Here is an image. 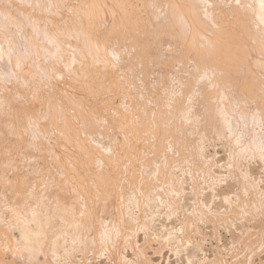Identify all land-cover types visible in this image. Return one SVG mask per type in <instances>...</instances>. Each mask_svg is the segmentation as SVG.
<instances>
[{"label": "rangeland", "instance_id": "374dc122", "mask_svg": "<svg viewBox=\"0 0 264 264\" xmlns=\"http://www.w3.org/2000/svg\"><path fill=\"white\" fill-rule=\"evenodd\" d=\"M69 1L70 2L67 3L66 0H63V1L62 0H0V59L2 60L5 58L6 64L8 65L7 66V72L11 71L12 69H17V78L19 80H21L20 82L22 83V85H21L22 87L20 85H16V84H15V86L11 87V85L7 81H4V80L2 81V79H0V92H1L0 96H2L1 95L2 92L4 90H6L7 91L6 98L10 99L9 95L11 97V100L7 101V105L6 104L0 105V245H1V247H0V253H1L0 254V264H14L13 258L12 259L10 258L11 254H9L10 253L9 252L10 247L9 246L7 247V245H8V241H7L8 239L7 238H9L8 235L11 234L12 236L10 235V237H12V239H14V237H15V239H14L15 241H17L18 239L20 241L21 235L19 233L20 231H18V230H20L19 226L21 225V223H19V222H21V221H19L18 219L22 220V217L23 218H26V217L29 218L28 215L30 214V212L34 213L35 215L37 214L36 216L41 218L43 221L47 219L46 224H47V221L50 222V223H48L49 227L46 226V229H45V231L47 233L44 232L45 234H43V235H45V237L47 235H49V233H50V235L53 234L52 237L57 239V240L60 239L61 241H63L64 238L66 239L64 242L66 243V248L67 249L69 248L71 250V251H69V252H71V257L73 255H75L74 256L75 259L71 258V260L73 259V261H74V260H76V258L79 257L75 262H84V264H92V263H94V264H105L106 259L102 258L105 256L100 257L101 255H99L98 253L89 252L88 251L89 248L86 250L88 252H86V253L83 252V254H84L83 258L81 256L82 250H80L81 249L80 247H78V249H77L78 252L76 250L72 249V246H73L72 240L73 239L71 238V236H74L75 240L77 239V235H75V234H77L76 233L77 229L74 228L73 218L74 217L79 218L81 215H83L82 213H84V209L87 210L88 208H90L91 210L88 209L91 212V213H89V215L91 214L90 217H95L94 219H97L100 217V219H101V218H103L101 216L104 214H107V212H108L107 215H104V220H105V222H108L110 219L112 220V218L114 216V214H113L114 211L112 213L113 209H112V206H110V205H112L113 203L114 204L116 203L115 200L111 199L112 198L111 196L113 195V193L111 191H113V192L115 191V189H114L115 185L114 184H116L118 182L119 184H117V185H121V188H123V189L124 188L126 189L127 184H128V187L129 186L132 187L133 191H134V187H136L135 185H137L136 182H135V184H134V182H132L134 177L132 178L133 173H130V172L137 169L136 164L138 163L137 162L138 159L136 160V157H137V152H139L137 150L139 149L140 145H141L140 149L143 152H145V154H146V152H147V154L149 153L148 158L149 159L151 158V163H155V161H157L158 163H160L159 166L162 164V160L160 157L162 155L161 153L162 152L166 153L168 150H165L163 147L161 149V147L157 146L158 150L156 151V149L152 146L153 149L155 150L154 151L152 149V147H148L151 143V139L155 140V136L153 135V131H152L153 127L149 124V121H148L150 119V117H149L150 111L153 112L154 111L153 109L156 108L155 107V103H156L155 101H157L160 105L158 107L160 110L155 109V111L158 112V116H160L161 119H164L163 115L165 113H164L163 109H165L166 112H168V111L172 112L177 107L179 108V114H180V118H181L180 122H182L183 124H185L184 123L185 122V119H184L185 116L183 115V113L184 114L186 113L185 115H188L189 114L188 112H190V115L194 116V118L196 116H199L202 112H203L202 114L204 115V117L206 115L205 104H203L204 106L202 105V102L204 100V99H202L203 97L202 96L200 97L197 94H196L197 95L196 96L195 95L196 92L193 93L185 87V86H187V84H189V82L192 83L190 80H188V78L191 79L190 76H188L187 73H185V74L183 73V71H185V69H184L185 67H186V70L188 72L191 73V71H192V68H193L192 65L193 64L191 63V61H192L191 59H193V58L191 56L192 55L191 52L189 54L186 52L187 57H185L186 54H184V52L182 51L183 50L182 46L178 45V44L174 45L173 43H171L172 38L166 37L165 36L166 32L163 31L165 28L168 27V26H166L167 25L166 21L163 19L164 18L163 13L165 11L168 12L172 7L175 9V11H173L171 9L172 13L173 12H175V13L179 12L180 13V11H178L179 9L176 10L177 6L174 4V3L177 4L179 0H173V3L171 2L172 0H168V1L167 0H164V1L163 0H157V1L156 0H133L134 6L136 4V8L132 7L131 11L132 10H134V11H132L131 14H129L128 11L125 12V14L126 13L128 14V15L126 14L127 16H125V20H128V19H126V17L129 18V20H128L129 26H127V28H126V25H125L124 26L125 29H121V30L119 28V23L121 21L118 20V17L116 18V14L115 13L113 14L111 11H110L111 13L106 11L109 13V15L106 12L105 13L103 12L102 8H103L104 4H102V0H69ZM117 1L118 2H116V3H118V4L120 3V4L119 5L117 4L116 6L120 8L121 2H120V0H117ZM183 1H184V5L187 3L188 8H190L189 4L193 3V2L188 3V0H183ZM242 1L243 2L241 3V0H239V1L238 0H223V1L222 0H216V1L215 0H212V1L211 0H204V1L203 0H200V1L197 0V2L195 1L196 2L195 4L197 7L199 6V4L201 5L200 7H198V9L202 8L199 10L200 14L203 13V12H201V10L204 11L205 9H207V10L209 9L208 10L209 14H212V15L206 16L207 20L210 19L209 22H216L215 24H219V25L223 24V26H224L223 29H225V32L232 34V36L230 37L232 39H226L227 43L229 42V44L233 45V46H230L229 44H227V45L225 44V46H226V53L225 54H227V57L231 58V57L236 56L237 57L236 59L239 61L243 59L242 57H246L244 59H245V62L247 63L248 61L254 62V61H258V59H264V51H261V48L264 45L261 47L262 44L259 43L257 47L260 49L256 48V45L258 43L259 38L254 33L253 25H251L252 21L246 22V21H244L245 19H243V17H244L243 14L245 13L247 6L250 7L251 3H254L255 0H254V2H251L253 0H246V1L242 0ZM144 4L146 5L145 7H147L145 9H147V11L149 10L148 11L149 14H147L146 10L144 9ZM153 4L155 5V7L157 6L158 8H156L154 10L155 7ZM204 4H205V7H204ZM248 4H250V5H248ZM178 5H179L178 8H180L181 2L178 3ZM148 6L151 9L150 8L148 9ZM245 6H246V8H245ZM77 9H78V11H76ZM136 9H138L137 12H136ZM142 9L145 11H143ZM157 9H159V10H157ZM244 9H245V11H244ZM138 11L140 12L138 15L142 16V17L139 16L140 18H142V21H141V23L139 22V24L145 25L146 23L148 24V22H149L150 25H148L149 27L143 26L145 29L141 26H139V27L136 26V27H138V29H136V27H135L136 31H134V30H132L134 28V26H132V24L130 25V23L133 21V19H131L130 16L133 13H136L135 15L134 14L132 15V18L135 19L136 18L135 16H138L137 15ZM150 11H151V13H150ZM144 12L146 14H144ZM81 13H82V15H79ZM116 13H117V11H116ZM76 15L79 18H77ZM118 15L119 14H117V16ZM201 16L204 17L203 15H201ZM147 17H149L151 21ZM146 18L149 21H146ZM212 18H214L213 21L211 20ZM128 21L127 22L124 21L125 24L127 23V25H128ZM218 21L221 24L218 23ZM73 23H75L74 26H72ZM210 24H212V23H210ZM32 25H33V28L35 30L31 33ZM226 25H228V26H226ZM26 26L28 29L26 28ZM102 26H104V27H102ZM88 27H90V29L92 28L91 29L92 31H94L96 29L95 31H97V32H98V30L100 31L102 29V32H99L102 34L101 36H104L105 34H107V35H105L106 38L105 37H99L100 34L99 33L96 34L94 31V35L96 34L95 36L99 35L95 38V40L97 41L100 39L101 41H99V43L100 44L102 43V47H104V48L102 51L100 50L101 54L97 58L96 57L92 58L91 53L88 52L87 57H89V60H88L87 64L81 65L82 67H83V65H86V66H84L85 69H87L86 67L89 66V68L87 70L88 72H86V75L88 77L85 76L86 79L83 77V81H82L85 83L87 82L86 90L88 88H89V90L84 91L83 88L86 86L85 85L84 86L79 85V84H81L80 81L82 78H80L78 75L79 74L81 75V72L84 71L85 69H84V67L81 68L80 66H79V68H77L78 65H76L77 64L76 61H74V63H76L75 65L73 62H72L73 65L69 64L71 68H69L66 71L70 72V73H67V72L64 73L63 71H61L65 68V65H68V63H69V61L64 59V58H67L68 56L71 57V56L75 55L73 57L76 59L77 58L76 53L71 55L70 53L63 52L62 50H61L62 52H59L60 53L59 55H58V52L53 53V55H56V56L58 55L59 58L64 56L61 60L62 64L64 65V68H62V69H58L57 67H53L54 69H49L50 68L49 67L47 70H44V68H46V63L48 65L51 63V61L49 59H47L45 62H38L34 66H32L34 64V59H35L34 56L35 55H39V57H44V55L41 52H39V53L35 52L34 53V51H35L34 50L35 49L34 42L37 40V37H38L36 32H39V33L41 32L42 35L43 34L46 35L49 40H52V38H53L52 34H55L54 38H56L57 41L60 40L57 38H61V40L63 38H65L62 41H60L62 43L59 42L58 47L60 49L63 48V50L65 48L66 49L73 48L74 50H76V47H78V46L74 45L72 43L73 41H71V40H74V38L70 39L72 37L71 31L83 32V33L87 32L88 33V31H89ZM120 27L122 28V26H120ZM128 27L130 28L129 30H128ZM213 27L215 29L217 28L215 26H213ZM118 28L120 31L118 30ZM149 28H151V31L153 28L155 30L157 29L158 31L160 30L159 32H161V35L159 36L160 38L158 37V39H157L160 44H158L157 40H155L157 37L158 31H156L157 34H155V30H153V32H151V31L148 32L147 30H150ZM140 29H143L144 33H146V34H144L143 31ZM209 29L210 28H208V30ZM26 30H28V31H26ZM124 30H126V31L124 32ZM145 30L150 34L152 33L151 34L152 38L149 36L150 34L145 32ZM22 31H24V33H22ZM114 31H115V33L118 31L119 34L116 33V35H119V36L121 35V37H122L123 34H126V37L124 35L122 37L123 40H120L118 38V36L116 37ZM131 31L134 33H132ZM138 31H142L141 32L142 34ZM27 32H28V35L31 34L30 36H27L29 38H27L25 36V35H27V34H25ZM52 32H54V33H52ZM104 32H105V34H104ZM136 32H137V36H136ZM214 33L218 39L221 38V37L219 38V35H220L219 30L216 29V31ZM60 34H62V36ZM68 34H69V36H68ZM70 34H71V37H70ZM144 35H146L147 37L149 36V37L146 38V36L144 37ZM154 35H156V36H154ZM66 36H68V37H66ZM190 36L191 35H189V37ZM21 37H23L24 40H22L23 38H21ZM98 37H99V39H98ZM92 38H93V35H92ZM153 38H155V39H153ZM76 39L78 40V38H76ZM30 40H31L32 44H30V42H29ZM21 41L25 42L24 43L25 47L22 46L23 44L21 45ZM155 43H157V44H155ZM28 44L32 45L33 47L28 45ZM72 44H73V46H72ZM168 44H170V45H168ZM172 45H173V47H172ZM237 45H238V47L235 49V52H232V53L229 52V47L231 48V51H232V47L237 46ZM147 46L149 48H147ZM225 46L222 47V51H225L224 50ZM30 47L34 51L30 52L29 51ZM156 47H158V48H156ZM26 48H28V49H26ZM180 48H182V49H180ZM169 49H170V51H169ZM100 51H99V53H100ZM135 51L139 52V53L137 54V53H135ZM159 52H160V54H159ZM228 52L231 53L230 54L231 56L228 55ZM61 53H63V56H61ZM178 53L180 55H178ZM181 54H182V56H181ZM233 54H235V55L233 56ZM173 56H175V57L173 58ZM31 57H33V60L30 61V63H29L28 59H31ZM175 58H177V59H175ZM168 59L171 60L172 62L169 61ZM179 59H182V60H179ZM183 59H184V61H183ZM227 59H228V61L225 60V57H224V63L226 61V64H229L230 67H227V69L229 71L226 69L224 71L226 72V74H227V72H230L231 70H233L234 72L231 71L230 73H233V74L236 73L237 71L234 70L235 69L234 68L235 62L231 63L232 64L231 65L229 63L230 59L229 58H227ZM233 59H231V60H233ZM52 60H54V62H55V59H52ZM90 60L92 62H90ZM157 60H159V61H157ZM56 62L58 64L57 60H56ZM168 62H170L171 64ZM182 62L185 64H183ZM78 64H80V63H78ZM55 65H56V63H55ZM229 65H227V66H229ZM30 66H31V68H30ZM164 66H167V67H164ZM232 67L234 69H231ZM72 68H73V71H71ZM180 68H181L182 72L179 70ZM43 72H47L49 74V75L46 74V79L47 80L49 78L53 79L55 86L52 87L51 85H49L47 83V80L44 81L42 79L41 75L43 74ZM55 72L56 73H62L63 74L62 76H64V78L52 76L51 73H55ZM89 73H91V75ZM230 73H228L229 76L227 75V77L230 78L231 81H230V79L227 78L228 81H230L232 83L238 82V84L242 83V81L239 79L238 76H237L238 77V80H237L236 75H233V74L230 75ZM65 74H67V75L65 76ZM236 74H238V72ZM69 75H70V77H69ZM97 76H99V78H97ZM141 76L143 78H141ZM92 77L93 78L95 77L97 79H95V78L93 79ZM66 78H68L69 81ZM70 78H71V80H70ZM79 78H80V81H79ZM87 78L91 81H87L88 80ZM129 78H131V80ZM61 79H62V81H61ZM38 80H40V81H38ZM58 80H59V82H58ZM234 80H237V81H234ZM55 81H57V83H55ZM71 81H72V83H71ZM92 81H94L95 83H93ZM129 81H131V82H129ZM186 81L188 83H185ZM248 81L250 82L249 79H248ZM89 82L91 85L88 84ZM164 82H165V84H164ZM184 83H185V85H184ZM30 84L31 85L35 84V86H33V85L31 86ZM67 85H68V87H67ZM79 86L82 87L83 90H81V88ZM61 87H62V89H61ZM72 87H74V89H72ZM12 88H14V89L16 88L17 89L16 92L13 93ZM35 88H37V89H35ZM56 88L58 91L59 90L60 91L58 92L56 90ZM78 88H80V89H78ZM21 89H24V90H21ZM208 89H210V88H207L206 92L208 91ZM40 91H43V93L42 92L40 93ZM51 91H52V93H49ZM216 91H217V89L216 90H209L207 92V94L206 93H204V94L205 95H211L212 93H215V94H213L215 96L216 94L219 93ZM259 91L260 90L253 89V90H251L250 94L252 96L257 97V95L259 94ZM64 92L66 94H64ZM12 93L15 96V99H12V96H11ZM37 93H39V94H37ZM23 94L26 97L25 98L26 101H24L25 100L24 98H23L24 100H20V101L17 100V99H21L20 95H23ZM53 94H54V96H52ZM62 94H64V95H62ZM130 94H132L133 96ZM35 95H37V96H35ZM260 95H261L260 100L261 101L264 100V93L261 92ZM45 96H46V99H45ZM62 97L64 98V100L62 99ZM183 97H184V99H183ZM172 98H174V99H172ZM185 98L188 99L187 103L190 105H188L186 103L187 99L185 100ZM27 99H29V100H27ZM36 100H38L39 102L38 101L34 102ZM61 100H63V101H61ZM184 100H185V102H184ZM189 100H190V102H189ZM22 101H23V103H22ZM149 101H150V104L148 105ZM198 102L200 105L198 104ZM30 103H32L34 105L32 106V104H30ZM144 103H147V104H144ZM24 104H25V106L29 105V107H27V106L25 107ZM186 104L188 106H186ZM56 105H58L57 108H56ZM145 105H146V107L143 108L144 110L145 109L147 110V108H149L151 106L150 109H148L150 111L145 110L147 112V113L145 112V114L149 115V116H147L148 117L147 120L141 119V117H138V119H136L137 118L136 115L138 114V112L142 113L141 112L143 110L142 107ZM21 106H23L24 109ZM64 106H65V109H64ZM70 106H71V108H70ZM183 106H185L187 108V110H186V108L184 110ZM32 107H34L36 110L37 109H39V110L36 111ZM135 107L138 109L137 114L135 111L136 110ZM189 107H191V108L194 107L195 109L192 108V109H194V110H192ZM25 108L28 109V111H26ZM51 108H52V110H51ZM54 108H55V111H54ZM260 108L264 109V106H262ZM131 109H133V110H131ZM158 110L161 111V113ZM183 110H184V112H183ZM59 111H60V113L63 114L65 120H63L64 118L61 119L63 116L62 115L60 116ZM18 112H20V113H18ZM22 112H24V113H22ZM8 113H10V115ZM26 113L27 114L29 113L30 116H29V114L27 115ZM39 113H42V114H39ZM17 114H21V116H22V114H24L26 116V117L24 115L22 116V119L24 117V121H21L20 115H19V117H17L15 119ZM35 114L37 116H39V119ZM76 114L80 115V116L78 115L79 118L76 116ZM193 114H195V115H193ZM202 114L200 115L201 118H200V116L198 118H195L198 121L197 124L195 123V122H197L195 120L194 123H192L190 126H187L188 131L186 133H188V134H186V135L190 136L189 139L194 141L193 143H195V141L196 142L199 141V145L202 148L201 154L205 153L201 156L203 158V160H204L203 156H207V157H205L204 164L203 165L201 164L200 166H202L201 169L202 170L204 169L203 170L204 172H205V170H208L207 172H210L209 174H207L210 178L207 181H210L213 178V180H214L213 186L214 187L212 189H215L213 191L217 192V194H218L217 196L219 197L220 193L221 194L223 193V195H227L228 193L236 192L239 189H241L242 185H241L240 181L242 178L239 177V179H238V177H235L234 174H232L229 171L230 169H232V168H230L232 166L229 163V162H231L232 159H230L231 157L229 156V154H227L229 152V150H228L229 146L227 143H225V142H228L229 140L226 139L224 136L216 134L215 132L212 131L210 126L205 125L206 123L204 121H201V119L204 120L203 119L204 117L202 116ZM174 115L178 116V112L176 111V113ZM174 115H172L170 117L171 118L170 120L164 119L160 123L162 127H166L165 130L169 129V127L173 126L174 129L169 135L174 134L175 130L179 128V127H175V125H176L175 122H172ZM263 115H264V112H263ZM25 120L28 122H25ZM130 123L132 125H129ZM201 123L203 125H205V127L200 126ZM36 127L45 128L44 130H46V133L41 134L40 132H38L36 134H34V133L31 134L30 131ZM196 127H198V128H196ZM194 128H196V129H194ZM130 129H132V131ZM128 131H129V133H128ZM136 136L137 137L139 136L140 138L135 139ZM76 138H78V139H76ZM82 139L84 141H82ZM140 139L142 141V144H140L141 143ZM187 139H188V137H187ZM136 140L138 141V144H137ZM134 141H136V142L134 143ZM188 142H191V141L188 140ZM136 144H137V146L139 145L138 148H137ZM76 145H78L79 149L77 148ZM81 145L83 148L85 147V149H83L82 147L80 148ZM146 145H148V146H146ZM90 146H91V148H90ZM81 149L83 152H86V153H83L81 151ZM159 149H161V151ZM107 150L110 154L108 156L106 155L107 157H110V158H108L109 161L107 160L108 163L105 160V157H103V156H105V154L108 153ZM109 150H111V151H109ZM77 151H79V152H77ZM155 152L159 153V154H156V156H155ZM168 152L166 154L170 153V152L169 153ZM88 153L90 154V157H86V156H89ZM103 153H104V155H103ZM134 153H136V154H134ZM69 155H70V157H69ZM226 155L229 157H227ZM114 156L116 159L114 158ZM131 157H133V158H131ZM152 157H153V159H152ZM118 158H120V159H118ZM122 158L124 159V161L122 160ZM140 158L144 159L146 157H145V155L143 157H141V155H140ZM102 159H103L104 164H101ZM132 159H134V160H132ZM212 159L215 161H212ZM62 160H63V162H61ZM67 160L68 161L70 160L69 161L70 164L68 163ZM118 160H120V162ZM135 160L137 163L135 162ZM144 160L147 161V159H144ZM226 160H227V162H226ZM228 160H229V162H228ZM74 162H75V165H74ZM83 162H84V164H83ZM205 162H207L206 165H208V166L205 165ZM208 162L209 163L211 162V163L209 164ZM214 162H215V164H214ZM117 163H118V165H117ZM131 163L133 165L135 163V165L132 166V165H130ZM158 163H156V165ZM227 163L229 164L230 167L227 165ZM114 165L119 166V167H116V168H118V169H116V171H114L115 170ZM99 166L102 168V170H100L101 168ZM131 166H132V169H130ZM141 166L147 167V166L143 165L142 162H141ZM150 166H151V164H150ZM242 166L240 167L241 174L243 171ZM124 167L126 168V170L124 169L125 172L122 170ZM135 167H136V169H135ZM152 167L155 168L154 166H152ZM250 167H251V170H250L251 171V179L254 180L255 182H257V185H258L259 190H260V189H262V187H264V185L262 186V178H264L263 177L264 167L262 168L260 165H258V163H253L250 165ZM111 169H114V170H112V172H115V173L110 172ZM69 170H70V172H69L70 174H72L76 170L74 172L75 175L72 174L71 178H69L70 174H68V172H67ZM118 170H119V172H118ZM129 170H131V171H129ZM144 170H145V168H144ZM210 170H212V171H210ZM148 172H150V171H148ZM216 172H217V174H215ZM92 173H93V175H92ZM106 173L108 176L106 175ZM110 173H112V174H110ZM114 174L115 175L117 174V179L115 178L116 176L114 177ZM129 174H131V175L129 176ZM144 174L146 175V179L150 178L149 175H151V173L147 174V171H144ZM174 174L172 173V175H174V176L171 175L172 176L171 178L175 179V176H176L177 178L179 177V180H181V181L183 180L182 184L184 185V190H186V192H189L190 191L189 189H191V186H190L191 184L189 182H192V181L190 180V177L188 176V174L182 175L178 171L176 173L174 172ZM83 175H85V176H83ZM95 175H96V177H95ZM127 175H128V177H127ZM199 175H201V174L199 173ZM210 175H211V177H210ZM216 175H218V177ZM231 175H233V176H231ZM103 176H105V177L107 176L108 177L107 180ZM125 176L128 179H126ZM183 176H184V178H183ZM20 177H22V178L20 179ZM73 177H74V179L78 180V183L76 182V180H75L76 183L71 180V179H73ZM75 177H77V178H75ZM98 177L100 179L104 178L105 180H101L102 183L98 182L99 181ZM112 177H114V179H112ZM220 177H222V178H220ZM257 177L258 178L260 177L259 178L260 180ZM81 178H82V180L80 182ZM91 178H93V179H91ZM94 178L96 180H94ZM129 178H132V179H129ZM185 178H187V179H185ZM256 178H257V180H256ZM90 179L97 181V185H99L101 183L100 184L101 186L100 185L99 186L100 187L103 186V187L99 189L98 186L96 185V182L93 181V183H95V185H94ZM108 179H110L109 180L110 182L108 181ZM218 179H219V181H216ZM231 179H233V180H231ZM22 180H24V181H22ZM67 180H68V183L66 182ZM88 181H90L93 185L91 186L90 182H88ZM103 181L107 182V183L104 182L105 186L107 184L108 189L110 188L111 190H109V191H106L108 189L103 190V188L107 187V186L105 187L103 185L104 184ZM115 181H117V182L115 183ZM124 181H125L126 185L124 184ZM198 181H199V184H201V183L203 184V189H206L204 187L207 185V183L201 182L200 178ZM236 181L239 183L238 184L240 186L239 189H238L239 186L237 185V183H234ZM64 182H66V183H64ZM70 182H72V183L74 182L73 184L75 186L77 184H79V185L81 184V185L79 188H78L79 185L76 186V188H78V189H76L75 187L73 188V186L68 187V184H71ZM111 182H113V183H111ZM225 182H227V184ZM120 183H122V184H120ZM130 183L132 185L134 184V187L131 186ZM65 184H67V187ZM73 184H71V185H73ZM88 185L91 187L94 186L93 189L95 190V188H96L95 191H97V190L98 191L95 192L91 187H89V188H91L89 190V188L87 187ZM122 185L123 186L125 185V187H123ZM37 186H39V188ZM81 186H83L82 187L83 191L80 190L79 192H83L85 194L84 196H85V198L86 197L88 198V203H87V199L82 198L84 196H82V194L77 192L81 188ZM84 186H86L88 188V190ZM67 188H69V189H67ZM70 188H72V189H70ZM66 189H67V191H66ZM72 190L76 191L77 193L75 192L73 194ZM131 190L132 189L130 188V190L127 191L126 195L129 194L130 197L132 195L135 197L136 190L134 192ZM87 191H89L90 193L92 191L91 195L88 194L89 192H87ZM105 191L107 193L99 194V193L105 192ZM71 192H72V195H71ZM93 193H95L96 195ZM54 194L56 196H58L59 202L57 201V197ZM77 194H79L77 197H81V196L82 197L77 198L78 200L74 201V200H76L75 196ZM86 194H87V196H86ZM104 194H105V196H104ZM34 195H35V197H34ZM88 195L91 197V200H90ZM97 195H99V196H97ZM102 195L104 198L102 197ZM39 196H40V198H39ZM72 196H73V198H71ZM106 196H108V197L110 196L111 198L110 197L108 198ZM137 196H138V193H137ZM44 197H45V199H44ZM263 197H264V195H263ZM131 198H133V197H131ZM174 198L176 199L177 197H174ZM81 199H82V202H81ZM92 199L95 201V204H91L94 202V201H92ZM98 199H100V200L106 199V200H103V201L99 200L100 202H103V203H101L102 205H100ZM108 199H111V200H109L111 204L107 203ZM21 200H23V201H21ZM84 200H85L86 205L88 207L84 206V204H85ZM172 200H174V199H172ZM215 200H217V198ZM180 201L182 202L183 199ZM180 201H177V202L179 203ZM16 202H19V203H16ZM71 202H75L74 205ZM77 202H78V205H77ZM6 203H7V205H6ZM89 203H90V206L92 208L88 205ZM182 203H180V205ZM207 203H209V202H207ZM215 203L216 202H214V205H215ZM52 204H53V206H52ZM71 204H72V206H71ZM96 204L98 205V207ZM80 205H82L83 207H81ZM208 205H211V206H209V208H207ZM208 205H206V203L203 205L201 204L200 208L204 209L201 211V214L203 212L204 214L208 215L211 213V211H216L218 208H220L219 205L214 206L213 204H210V203ZM94 206H95V209L93 208ZM99 206H100V210H99ZM105 206H109L112 209V210L110 209V212L112 214L106 210V208H108V210H109V207H105ZM203 206H204V208H203ZM84 207H86L87 209ZM101 207H103V209H101ZM263 207H264V201L262 202V205H260V207H259V210H261V209H263V210L259 211L257 208V211H256L257 213L255 212V215H257V214L260 215V216H258V215L257 216L259 218H261L260 219L261 221L262 220L264 221V218H263L264 213H261V212H264ZM79 208H82V209L84 208V209L81 210ZM180 208L183 211V213L185 212L186 215H189L188 213L190 212L189 211L190 208H188V206L185 205V206H182ZM180 208H178V210ZM53 209H54V211H53ZM96 209L100 211L99 217H97L99 211L97 212ZM104 209L106 211H103ZM33 210L35 212H33ZM88 210L85 212H89ZM209 210H210V213H208ZM77 211H79V213H76ZM94 211H96L97 213L96 212L94 213ZM24 212L26 213V215L24 214ZM27 212H28V214H27ZM57 212L59 213V215ZM92 212H93L94 216H93ZM101 212H103V214H101ZM2 213H4V214H2ZM60 214L63 215V217H60ZM190 214H191V212H190ZM23 215H25L26 217ZM109 215H111V216H109ZM135 215L136 216L140 215V214H138L137 209H135ZM105 216H107V218ZM108 216L111 218H108ZM178 216H179V211H178V213L174 212L173 215L169 216V218H164L165 216L160 217V220H162L161 222H162L164 228L166 227L165 228L166 231H167V229H170V231H172L176 227H179V225H177V218H176ZM39 218H38V220H40ZM61 218L63 220L65 218V220L63 221ZM94 219L92 218V220L94 222L93 223V229H92L93 232H94V229L96 228V227L94 228V225L97 223V220L95 221ZM111 220H110V222H111ZM52 221H54V222H52ZM67 221L68 222L70 221L72 224L67 223ZM199 221L201 223L196 221V224H197L196 227H198L199 229L196 228V231L190 232L193 235L191 237L193 238V242L196 243L197 248L199 245V248L197 249L198 252L196 253L197 258L194 260L193 264H198V263L203 264V261L205 264H208V263L209 264H215V263L219 264L222 262L221 260H223V258L225 259V260H223V263H224V261H226V262H229V264H231V263L232 264H242L241 260L236 259V261H235L234 258L232 256H230L231 253H229V252H231V251H229V250L231 249L230 245H232V243H231L232 241H231V235H230V232L228 231V228L225 229V227H223L221 224H219L220 227H218V225L215 226L212 222H210L208 220H206V222H205V220L204 221L199 220ZM263 221L261 223V226L263 227L262 232L264 231V222ZM12 223H14V224H12ZM61 223H63V228L60 229V226H62ZM66 223L71 225L72 227L71 226L67 227ZM168 223H169V225H168ZM16 224L18 226H16ZM50 224H52V225L50 226ZM11 225H12V227H11ZM13 225L15 227H17L18 229L13 228ZM96 225H98V224H96ZM170 225H171V227L173 226L174 228L172 227L173 228L172 229L170 227ZM34 226L35 225L33 224L31 227H33V229H34L36 227V226L35 227ZM64 226H65V228L67 227L69 229L65 230ZM4 227L7 230V232L9 231V229H11L10 232L7 233L6 230L4 229ZM53 227H55L56 229L55 228L54 229L57 231L53 230ZM47 228H50V229H48L50 231H47ZM164 228L162 230L166 233ZM62 230H63V232H62ZM69 230H70V232L67 233L66 231H69ZM170 231L168 230V232H170ZM64 232H66V233L64 234ZM56 233H57V235H56ZM56 237H59V238H56ZM4 239H6V240H4ZM3 242H5L4 245H2ZM140 242H139V244L142 245V242L144 243V240L140 239ZM149 243H151L149 245V247H147L145 245L147 248L145 249L146 252L144 253V258L142 261L143 264H190V263H187L186 260L184 259L183 253L175 254V253H172L173 251H170L168 246L164 248V247H162V246H160L154 242H149ZM197 243H199V244H197ZM241 248L242 247H240V249ZM199 249H200V252H199ZM6 250H8V251L6 252ZM161 250H163V251H161ZM80 252H81V254H80ZM72 253H73V255H72ZM74 253H76L77 256ZM262 254H263L262 260L264 262V252H262ZM129 257H132V256H129ZM40 259L42 261V257H40ZM102 260H104V261H102ZM256 263H258L257 259H256Z\"/></svg>", "mask_w": 264, "mask_h": 264}, {"label": "bare ground", "instance_id": "6f19581e", "mask_svg": "<svg viewBox=\"0 0 264 264\" xmlns=\"http://www.w3.org/2000/svg\"><path fill=\"white\" fill-rule=\"evenodd\" d=\"M179 1L181 2L180 8H178L179 7L178 3H180ZM179 1H178L177 4L176 3H174V4L177 6L176 10L179 9L178 11H180L181 14L179 12H178L179 14L178 13H175V12L172 13L171 12V9L173 11H175V9L172 6H171L172 8L168 12L165 11L163 13V17H164L163 19L166 21V24H167L166 26H168L167 28H165L166 30L164 29L163 31L166 32V34H165L166 37L172 38L171 39L172 40L171 43H173L174 45L178 44V45H181L182 46V48H183L182 51L184 52V54H186V52L188 54L191 52V54H192V55L190 54L192 56V58H193V59H191L192 60L191 63L193 64L192 65L193 68H192L191 73L186 70V67L184 68L185 71H183L184 74L187 73V75L190 76V78L192 80L189 79L188 77L187 78L192 83H190L187 80L189 82V84H187V86H185V87L187 89H189V91H191L193 93L196 92L195 95L197 94L200 97L202 96L203 97L202 99H204L203 102H202V105L205 104V112H206V115L204 117V115L202 114L203 112L201 113L202 116L204 117L203 118L204 120L201 119V121H204L206 123L205 125L210 126V128L212 129L213 132H215L218 135L224 136L226 139L229 140L228 142H225V143H227L228 146H229V149H228L229 152L227 154H229V156L231 157L230 159H232V160H231V162H229V160H228V162L231 164L232 167H230L228 163H227V165L230 168H232L229 171L232 174H234L235 177H238V179H239V177L242 178L241 181H240L241 182V185H242L241 186V189H239L240 188V186L238 185L239 183L236 181L234 183H237V185L239 186V187L237 186L238 189H239L238 191L232 192V193H228L227 195H223V193L222 194L220 193V196L218 197L217 196L218 195L217 192L216 191L215 192L213 191L215 189H212L214 187L213 186V184H214L213 178H212V180L207 181L208 179H210L209 176L207 175L210 172H207L208 170H205V172H204L203 171L204 169L202 170L201 169L202 166H200L201 164L202 165L204 164L205 157H207V156H203L204 157V160H203V158L201 156L203 154H205V153L201 154L202 148L199 145V141L198 142L195 141V143H193L194 141H192L191 139H189L190 136H187L186 135V134H188V133H186L188 131L187 130V126H190L192 123H194L195 120L197 121V119H195V118H198L201 114L199 116H196L194 118V116L190 115V112H188L189 113L188 115H185L186 113L185 114L183 113V115L186 117L185 118L183 116L184 119H185V122H184L185 124H183L182 122H180L181 118H180L179 108L178 107L174 111H172V112H170V111L166 112L165 109H163L164 110V113H165L163 116H164V119H166V120H170L171 119L170 117L172 115H174L176 113V111L178 112V116L174 115V118H173V121L172 122H175L176 123L175 127H179V128L175 130L174 134L169 135L173 131L174 128H173V126H171V127H169V129H166L165 130L166 127H162L161 126L160 123L164 119H161V117L158 116V112L155 111V109H159L158 107L160 106L157 101H155L157 104L155 103V107L156 108L153 109L154 110L153 112L150 111V110H148V109H150L151 106L149 108H147V110L150 111V114H149L150 116L147 115V114H145V112L147 110L145 109L146 110L145 111L143 109V108L146 107V105L142 107V109H143L141 111L142 113L138 112V109L135 107L136 108V110H135L136 111V114L138 112V114L136 115L137 116L136 119H138V117H141V119H146L147 120V118H148L147 116H149L150 117V119L148 120L149 121V124L153 127V130L152 131H153V135L155 136V140H152L151 139L150 145L149 146L146 145V146H148V147H152L153 146L156 149V151L158 150L157 149V146L158 147H161V149L163 147L165 150H168L171 154L168 151L167 152L169 154H166L167 152L166 153L165 152L164 153L163 152L162 153L160 152L162 154L160 156L161 157V160H162V164L159 166L160 163H158L157 161H155V163H151V158L150 159L148 158L149 153L147 154V152H146V154H145V152H143L140 149V146L141 145L140 146L138 145L139 146V149L138 150L136 149V150L139 151V152L136 151L137 152V157L135 156L136 157V160L138 159L137 160L138 163L135 160V162L137 163L136 164L137 165V169L135 167L136 170H133L132 172H130V173H133L132 174V178L133 177L135 178V179L133 178L132 182H134V184L136 182V184H137V185H135L136 187H134V184L132 185L131 184L132 182L130 183L131 186L134 187V191L136 190L135 197L132 195L131 197H133V198H131L129 194L126 195L127 191L130 190V188L132 189L131 191H133V188L132 187H130V186L128 187V184H127V187L128 188L126 187V189L125 188L123 189V188H121V185H117L119 183L117 181H115V183L117 182L116 184H114L115 185V187H114L115 191L114 192L111 191L113 193V195L111 196L112 198L110 196L109 197L111 199H113V200L116 201V203H115L116 205L114 203L112 205H110V206H112V209L113 210L109 206H105V207H109V210H108V208H106L107 211L110 212V209L112 210V213L114 211V213H113L114 216L112 215L113 218H112V220L110 219L111 222H110L109 219H108L109 221L107 220L108 222H105V220H104V215H107L108 212H107V214L102 215L101 217H103V218L100 219V217H99L100 216V211H99L100 210V206H99V210L96 209L97 212L99 211L98 216H97L99 218H97V219H94L95 217H90L91 214L89 215V213H91V212L88 210L90 208L87 209L86 207H84L89 212H85L87 210H85L83 208L85 214L82 213L83 215H81V216L79 215L80 216L79 218L78 217H74L73 218L74 228L77 229V231H76L77 234H75V235H77V239L75 240L74 239V236H71V238L73 239L72 240V245H73L72 246V249L77 251L78 247H80L81 248L80 250H82V254L80 252L82 258L84 256L83 252L86 253L88 251L89 252H93V253H98L99 255H101L100 257L105 256V257H102L103 259H106L105 260V262H106L105 264H143L142 261H143V258H144V253L146 252L145 249L147 247H149V245L151 244L149 242H154V243H156V244H158V245H160V246H162L164 248L168 246V248L170 249V251H173L172 253H175V254H177V253H183V256H184V259L186 260V262L187 263H190V264H193L194 263V260L197 258L196 257V253L198 252L197 249L199 248V245H198V248H197L196 243L193 242V238L191 237L193 235L190 232L191 231H196V228L199 229L198 227H196L197 226L196 221L197 222H200L199 220H202V221L205 220V222H206V220H208V221L212 222L215 226L218 225V227H220L219 224H221L223 227H225V229L228 228V231L230 232V235H231V241H232L231 242L232 245H230L231 246V249L229 248L230 249L229 251H231V252H229V253H231L230 256H232L235 261H236V259L237 260L239 259V260H241V263L242 264H264V262L262 260V258H263L262 252H264V238H263L264 237L263 236L264 235V233H263L264 231L262 232V230H263L262 228L263 227L261 226V223H262L263 220L261 221L260 220L261 218L258 217L260 215H258V214H257L258 216L255 215V212L257 211V208L259 210L260 205H262V202L264 201V197H263V195H264L263 194L264 193V187H262V189L259 190V187L257 185V182H255L254 180L251 179V171H250L251 170L250 165L253 164V163H258V165H260L262 168L264 167V115H263V112H264L263 110L264 109L262 108L263 109L262 110L260 108V107L264 106V100H262V101L260 100V97H261L260 93L261 92L264 93V59H258V61H254V62H249L248 61L246 63L245 62V59H244L246 57H242L243 59L240 60V61L236 59L237 57L234 56L235 54H233L234 57H231V58L230 57H227V54H225L226 53V46H225V44L227 45V44H229V42L227 43L226 39H232V38H230L232 36V34L225 32V29H223V27H224L223 24L222 25L215 24L216 22H209L210 19L209 20L206 19V16L207 15L208 16L209 15H212V14H209V11H208L209 9L208 10L207 9H205V10L203 9L204 11L201 10V12H203V13L200 14V11L199 10L202 9V8L198 9V7L201 6L200 4H199L198 7L196 6L195 3L197 2V0H190V1L188 0V3H192L193 2L192 4H189L190 5V8L187 7V3L186 2H185L186 4L184 5V1L183 0H179ZM66 2L69 3L70 1L69 0H66ZM116 2H118V1L117 0H102V4H104L102 9H103V12L104 13L106 11H108V12L111 11L113 14L115 13L116 14V18L118 17V20L121 21L119 23L120 30L121 29H125L124 28L125 25H126V28H127V26H129V21H128L129 18L126 17V19H128V20H125V16H127L128 14L126 13L127 14L126 15L125 12L128 11L129 14H131V12L134 11V10L131 11V9H132V7L133 8L134 7L136 8V4L134 6L133 0H120L121 7L119 8V7L116 6L118 4ZM171 2L173 3V0ZM242 2L243 1L241 0V3ZM251 2H254V0L251 1ZM205 4H204V7H205ZM248 5H250V4H248ZM145 6L146 5L144 4V9L147 8ZM149 6H148V9L150 8ZM154 7H155V5H154ZM156 8H158V7L156 6L154 8V10ZM245 8H246V6H245ZM247 8H246V11L244 9L245 13L243 14L244 17L243 16L242 17H243V19H245L244 21H246V22L252 21L251 25H253L254 33L259 38L257 45L256 44L255 45H256V48L257 49H260V48L257 47L258 44L261 43L262 44L261 47L264 45V0H255V2L254 3H251V6L250 7L247 6ZM137 10L138 9H136V12H137ZM145 10H146L147 14H149L148 13L149 10L148 11H147V9H145ZM145 10H143V11H145ZM157 10H159V9H157ZM76 11H78V9ZM116 11H117V13H116ZM108 12H106V13L109 15ZM139 13L140 12L138 11L137 15ZM150 13H151V11H150ZM117 14H119V15L117 16ZM133 14L135 15L136 13H133ZM144 14H146V13L144 12ZM79 15H82V13L79 14ZM132 15L130 16V18L133 19V21L130 23V25L132 24V26H134V28L132 30L136 31V29H138L139 26H141V27L144 26L145 27V26L150 25L149 22H148V24L147 23L145 24L143 22L145 25L139 24V22L141 23V21H142V18H140L142 16L141 15L135 16L136 18L134 19V18H132ZM201 15H203L204 17H202ZM77 18H79V17L77 16ZM147 18H149V17H147ZM147 18H146V21H149L150 18H149V20H147ZM213 19L214 18H212L211 20L213 21ZM124 21L125 22L128 21V25H127V23L125 24ZM210 23H212V24H210ZM218 23H220V22L218 21ZM74 25H75V23L72 24V26H74ZM120 26H122V28ZM136 26H138V27H136ZM213 26L217 27L216 29L220 31V35H219V38L221 37L220 39H218L217 36H215V33L214 32L216 31V29ZM226 26H228V25H226ZM102 27H104V26H102ZM135 27H136V29H135ZM26 28H27V26H26ZM31 28H32V31H31V33H32L35 29L33 28V25H32ZM119 28H118V30H119ZM208 28H210V29L208 30ZM88 29H89L88 33L87 32L86 33H83V32H74V31H71L70 30L71 31V34H72V37H71V34H70V37H71L70 39L74 38V40H71V41H73L72 43L74 45L78 46V47H76V50H74L73 48H68V49L65 48L64 50H63V48L60 49L58 47V44H59L60 41H62L65 38H63L62 40H61V38H57V39H60L59 41H57L56 38H54V35L55 34H52L54 32H52L51 34L53 35V38H52V40H49L46 35H44V34L42 35L41 32L40 33L39 32H36L37 31L36 30L35 32H36V34H37L38 37H37V40L34 42V45H35V49L34 50L35 51L33 49H31V47L29 48V51L30 52L34 51V53L35 52H37V53L41 52L44 55V57H39V55H35L34 56V58H35L34 59V64L32 66H34L38 62H45L47 59H49L51 61V63L49 65L46 63V68H44V70H47L49 67H50L49 69H54L53 67H57L58 69H62V68H64V65L62 64L61 60H62V58L64 56H63V53H61V56H63V57H60L59 58L58 55L60 54L59 52H62L63 51V52H66V53H70L71 55H73L74 53L77 54V58L76 59L73 57L75 55H73L71 57L68 56L67 58H64V59H66V60L69 61L68 65L69 64H72V62L74 63V61H76L77 64L74 63V65L75 64L78 65L77 68H79V66L81 68H83L86 65H83V67L81 65L82 64H87V62L89 60V57H87V53L88 52L91 53L92 58L93 57H96L97 58L101 54V51L103 50L104 47H102V43L101 44L99 43V41H101L99 39V37H105V35H107L104 32L105 35L104 36H101L102 34L99 33V32H102V29L100 31L98 30V32L95 31L96 30L95 29L94 30L95 33L96 34H98V33L100 34V36L97 35V36H99L98 37L99 40L96 41L95 40V38L97 37V36H95L96 34L94 35V31L91 30L92 28L90 29V27H88ZM129 29L130 28L128 27V30ZM149 29L150 30H147L148 32L151 31V28H149ZM140 30H142L143 33H144V30L143 29H140ZM153 30H155V29L153 28L151 32H153ZM26 31H28V30H26ZM125 31L126 30H124V32ZM142 31H138V32L141 33ZM147 31L145 30V32H147ZM156 31H158V30L157 29L155 30V34H157V33L158 34H157L156 39L153 38L155 40H157L158 37L161 35V32H159L160 30L157 33H156ZM22 33H24V31H22ZM114 33H115V31H114ZM116 33H118V31ZM116 33H115V35H116ZM132 33H134V32H132ZM25 34H27V35H25L26 37L31 35V34L28 35V32L25 33ZM91 34L93 35V38L94 39L92 38V35ZM144 34H146V33H144ZM148 34H150V33H148ZM151 34L149 35L150 37H151ZM188 34L191 35L192 37L191 36L189 37ZM60 35L62 36V34H60ZM124 35L126 37V34H123L122 37ZM68 36H69V34H68ZM68 36H66V37H68ZM117 36H118V38L120 40H123V38L121 37V35L120 36L119 35H116V37ZM136 36H137V32H136ZM145 36L146 35H144V37ZM154 36H156V35H154ZM148 37L146 36V38H148ZM21 38H23V37H21ZM27 38H29V37H27ZM76 38H78V40ZM22 40H24V38ZM29 42H30V44H32L31 43V40ZM157 42H158V44H160L158 40H157ZM24 43L25 42L21 41V45L23 44L22 46L25 47ZM60 43H62V42H60ZM30 44H28V45H30ZM73 44H72V46H73ZM155 44H157V43H155ZM168 45H170V44H168ZM229 45L230 46H233L231 44H229ZM30 46H32V45H30ZM224 46H225V48H224L225 51H222V47H224ZM158 47H156V48H158ZM172 47H173V45H172ZM237 47H238V45L232 47V51H231V48L229 47V52H231V53L232 52H235V49ZM147 48H149V47L147 46ZM182 48H180V49H182ZM26 49H28V48H26ZM170 49H169V51H170ZM99 51H100V53H99ZM261 51H264V46L261 48ZM57 52H58V55H57L58 57L56 55H53V53H57ZM160 52H159V54H160ZM229 52H228V55L231 56L230 55L231 53H229ZM135 53L138 54L139 52H136L135 51ZM178 55H180V54L178 53ZM181 56H182V54H181ZM174 57L175 56H173V58ZM185 57H187V54H186ZM224 57H225V60H227V61H228L227 58L230 59V61H231V62L229 61L230 64L235 62L234 63V65H235L234 68L235 69L233 67L231 69L236 70L238 72V74H236L237 72L234 73V74L233 73H230L231 71L234 72L233 70H231L230 72H227V74H226V72L224 70L225 69L228 70L227 67H230V65L229 64H226V61L224 63ZM52 59H55V62ZM175 59H177V58H175ZM184 59H183V61H184ZM231 59H233V60H231ZM28 60H29V63H30V61L33 60V57H31V59H28ZM56 60L58 61V64H57ZM179 60H182V59H179ZM157 61H159V60H157ZM169 61H171V60H169ZM90 62H92V61L90 60ZM55 63H56V65H55ZM78 63H80V64H78ZM168 63H170V62H168ZM183 64H185V63H183ZM68 65H65V68L63 70H61V71H63L64 73L67 72L66 70H68L69 68H71L70 65L69 66ZM227 65H229V66H227ZM7 66L8 65L6 64L5 58L2 59V60L0 59V79H2V81L3 80L4 81H7L11 85V87L15 86V84L21 86L22 85V83L20 82L21 80H19L17 78V69H12L11 71L7 72ZM167 66H164V67H167ZM30 68H31V66H30ZM86 68L87 69H85V67H84L85 70L82 71V72L80 71L81 72V75L80 74L78 75L80 78H82L81 81H80V78H79V81L82 84V85L79 84L80 86H84V85L86 86L87 85V82L86 83L85 82H82L83 81V77L85 79H86V77H88L86 75V72H88L87 70H88L89 66L86 67ZM179 70L181 71V68ZM71 71H73V68H72ZM67 73H70V72H67ZM228 73H230V75L231 74L236 75V77L238 76L239 79L242 81V83H239L238 84V82H236V83L230 82L231 79L227 77ZM46 74H48V73L47 72H43V74L41 75L42 76V79L44 81L47 80L46 79ZM51 74H52V76H55V77L57 76V77L64 78V76H62L63 75L62 73H56L55 72V73H51ZM89 74L91 75V73H89ZM66 75L67 74H65V76ZM70 75H69V77H70ZM99 76H97V78H99ZM238 77H237V80H238ZM68 78H66V79H68ZM97 78H95V79H97ZM141 78H143V77L141 76ZM227 78L230 79V81H228ZM129 79L131 80V78H129ZM248 79L250 80V82L248 81ZM70 80H71V78H70ZM237 80H234V81H237ZM38 81H40V80H38ZM52 81H53V79H50L49 78L47 80V83L53 87L55 85H54V81L53 82ZM61 81H62V79H61ZM68 81H69V79H68ZM87 81H91V80L88 79ZM187 81L185 83H188ZM58 82H59V80H58ZM92 82L95 83L94 81H92ZM129 82H131V81H129ZM55 83H57V81H55ZM71 83H72V81H71ZM185 83H184V85H185ZM88 84L91 85L90 82ZM164 84H165V82H164ZM33 86H35V84ZM67 87H68V85H67ZM80 88H81V90L84 89V91H85L86 88H87V86L84 87L83 89H82V87H80ZM80 88H78V89H80ZM207 88H210V89H208V91L209 90H216L217 89L216 92H219V93L216 94L215 96L213 95L215 93H212L211 95H205L204 93L207 94V92H208V91L206 92V89ZM35 89H37V88H35ZM61 89H62V87H61ZM72 89H74V87H72ZM253 89L260 90L259 91V94L257 95V97L252 96L250 94L251 90H253ZM16 90H17L16 88L15 89L12 88L13 93L16 92ZM21 90H24V89H21ZM56 90H57V88H56ZM87 90H89V88ZM41 92L43 93V91H40V93ZM13 93L11 94V96H12V99H15V96L13 95ZM49 93H52V91L49 92ZM6 94H7V91L4 90L2 92V94H1L2 96H0V105H4V104L7 105V101L11 100L10 95H9V98L10 99H7L6 98ZM37 94H39V93H37ZM64 94H66V93L64 92ZM64 94H62V95H64ZM132 94H130V95H132ZM35 96H37V95H35ZM52 96H54V94ZM20 97H21V99H17V100L20 101V100H24L26 98L24 96V94L23 95H20ZM184 97H183V99H184ZM45 99H46V96H45ZM62 99L64 100L63 97H62ZM172 99H174V98H172ZM186 99L187 98H185V100ZM27 100H29V99H27ZM38 100H36L34 102H37ZM63 100H61V101H63ZM185 100H184V102H185ZM24 101H26V99ZM187 102H188V99L186 100V103ZM189 102H190V100H189ZM22 103H23V101H22ZM30 104H32V103H30ZM144 104H147V103H144ZM149 104H150V101H149L148 105ZM187 104H186V106L190 105V104H188V105ZM198 104H199V102H198ZM33 105L34 104H32V106ZM24 106H25V104H24ZM57 106L58 105H56V108H57ZM21 107H23V106H21ZM27 107H29V105ZM34 107H32V108H34ZM183 107H184L183 109L185 110L186 107L185 106H183ZM52 108H51V110H52ZM70 108H71V106H70ZM189 108H191V107H189ZM192 108H194V107H192ZM23 109H24V107H23ZM64 109H65V106H64ZM194 109H192V110H194ZM37 110H39V109H37ZM131 110H133V109H131ZM184 110H183V112H184ZM186 110H187V108H186ZM26 111H28V109H26ZM54 111H55V108H54ZM159 112L161 113V111H159ZM18 113H20V112H18ZM22 113H24V112H22ZM8 114L10 115V113H8ZM39 114H42V113H39ZM59 114H60V116L61 115L63 116V114L60 113V111H59ZM19 115H20L21 121H24V117L22 119V116L24 114H22V116H21V114H17V116L15 115L16 116L15 119L17 117H19ZM78 115L76 114L77 117H78ZM193 115H195V114H193ZM29 116H30V114H29ZM37 117L39 119V116H37ZM63 118H64V116L61 119H63ZM200 118H201V116H200ZM63 120H65V118ZM25 122H28V121L25 120ZM195 123L197 124L198 121L195 122ZM201 124H200V126H204L205 127V125H203V124L201 125ZM129 125H132V124L130 123ZM196 128H198V127H196ZM196 128H194V129H196ZM44 129L45 128H43V127H40V128L39 127H36L34 129H32L30 131V133L31 134H33V133L36 134V133L40 132L41 134H43V133H46V130H44ZM130 130L132 131V129H130ZM128 133H129V131H128ZM187 137H188V139H187ZM136 138L138 139L140 137L139 136L138 137L136 136L135 139ZM76 139H78V138H76ZM188 140H190L191 142H188ZM82 141H84V140L82 139ZM136 141H134V143ZM140 142L139 143L142 144L141 139H140ZM137 144H138V141H137ZM137 144H136V146H137ZM76 146L78 148V145H76ZM138 146H137V148H138ZM81 147H82V145L80 146V148ZM153 147H152V149H153ZM90 148H91V146H90ZM83 149H85V147ZM161 149H159V150L161 151ZM81 151H82V149H81ZM109 151H111V150H109ZM77 152H79V151H77ZM107 152H108V150H107ZM83 153H86V152H83ZM134 154H136V153H134ZM156 154H159V153H156L155 152V156H156ZM103 155H104V153H103ZM106 155L107 156L110 155L109 152L107 154H105V156H103V157H105V160L107 161L108 158H110V157H107ZM140 155H141V157H143L145 155L146 158H144V159H147V161L144 160V159H142V158H140ZM229 156H227V157H229ZM69 157H70V155H69ZM86 157H90V154H89V156H86ZM114 158H115V156H114ZM131 158H133V157H131ZM103 159H102V163L101 164H104L103 163ZM118 159H120V158H118ZM152 159H153V157H152ZM122 160L124 161L123 158H122ZM132 160H134V159H132ZM69 161H68V163L70 164ZM108 161H107V163H108ZM118 161L120 162V160H118ZM212 161H215V160L212 159ZM61 162H63V160ZM141 162L143 163V165H145L147 167L141 166ZM226 162H227V160H226ZM156 163H158L157 164L158 166L156 165ZM206 163L207 162H205V165H206ZM83 164H84V162H83ZM150 164H151V166H150ZM214 164H215V162H214ZM74 165H75V162H74ZM117 165H118V163H117ZM130 165L134 166L135 163H134V165L132 163ZM132 166H131L130 169H132ZM152 166H154L155 168H153ZM206 166H208V165H206ZM241 166L243 168L242 174H241V170H240V167ZM114 167H115V170L114 169H111L110 172H112V170L116 171V169H118L116 167H119V166L114 165ZM144 168H145V170H144ZM124 169L126 170L125 167L122 170L124 171ZM100 170H102V168ZM129 171H131V170H129ZM144 171H147V174H150L151 173V175H149L150 178H147L146 179V175L144 174ZM148 171H150V172H148ZM177 171L180 172V174H182V175L183 174H188V176L190 177V180L192 182H189L191 184V185L189 184L191 186V189H189L190 190L189 192H186V190H184V185L182 184V181L183 180L182 181L179 180V177L177 178L176 176H175V179L171 178L172 176L175 175L174 172L176 173ZM210 171H212V170H210ZM67 172H68V174H70L69 173L70 170L67 171ZM74 172L72 174H74ZM118 172H119V170H118ZM112 173H115V172H112ZM112 173H110V174H112ZM172 173L174 175H172ZM199 173L201 175H199ZM72 174H70L69 178H71V175ZM215 174H217V172ZM92 175H93V173H92ZM106 175H107V173H106ZM130 175L131 174H129V176ZM218 175H216V176L218 177ZM83 176H85V175H83ZM107 176L106 177L103 176V177H105L106 180H107V178H108ZM231 176H233V175H231ZM95 177H96V175H95ZM99 177H98V179H99L98 182H101V180H105L104 178L100 179ZM114 177L117 179V174L116 175L114 174ZM114 177H112V179H114ZM127 177H128V175H127ZM127 177H126V179H128ZM210 177H211V175H210ZM263 177H264V175H263ZM21 178L22 177H20V179ZM75 178H77V177H75ZM132 178H129V179H132ZM183 178H184V176H183ZM199 178L201 179V182L207 183L208 186L207 185L206 186L208 188L206 186L204 187L207 190L206 189H203V184L202 183H201L202 185L199 184V181H198ZM220 178H222V177H220ZM257 178H256V180H257ZM73 179H74V177H73ZM73 179H71V180L74 181V182L76 180V182L78 183V180L77 179H74V180ZM91 179H93V178H91ZM185 179H187V178H185ZM81 180H82V178L80 179V182H81ZM94 180H96V179L94 178ZM94 180H91V182L93 183ZM109 180L110 179H108V181ZM231 180H233V179H231ZM22 181H24V180H22ZM216 181H219V179L216 180ZM66 182L68 183V180ZM66 182H64V183H66ZM88 182H90V181H88ZM91 182H90L91 186L93 184L95 185V183L92 184ZM94 182H96V185H97V181H94ZM104 182H106V181H103V183ZM113 182H111V183H113ZM70 183L73 184L72 182H70ZM225 183L227 184V182H225ZM71 184H68V187L69 186H73V188L74 187L76 188V186L79 185V184H77L75 186L74 184L73 185H71ZM120 184H122V183H120ZM124 184H125V181H124ZM65 185L67 187V184H65ZM80 185L78 186V188L80 187ZM99 185H97L99 189L103 187V186L100 187L101 185L100 186ZM103 185L105 186V183ZM125 185L124 186L122 185V186L125 187ZM263 185H264V178H262V186ZM91 186L88 185L87 187L89 188ZM106 186H107V184H106ZM37 187L39 188V186H37ZM82 187L83 186H81V188L78 191L76 190L78 188H76L75 190L78 193L82 194V196H84L85 194L83 192H79L80 190L83 191ZM84 187H86V186H84ZM93 187H91V188L93 189ZM88 188H87V190H88ZM91 188H89V190ZM67 189H69V188H67ZM67 189H66V191H67ZM70 189H72V188H70ZM106 189H108V186L106 188H103V190H106ZM95 190H96V188H95ZM109 190H111V189L109 188L106 191H109ZM76 191H73V194ZM97 191H95V192H97ZM106 191L105 192H101V193L98 192V193L99 194L107 193ZM87 192H89V191H87ZM91 193H92V191H91ZM91 193L89 192L88 194L91 195ZM137 193H138V196H137ZM93 194H95V193H93ZM71 195H72V192H71ZM78 195L79 194H77L75 196L76 197V200L73 199L74 201H77L78 200L77 198H81L82 197V196L81 197H77ZM40 196H39V198H40ZM73 196L71 198H73ZM86 196H87V194H86ZM97 196H99V195H97ZM104 196H105V194H104ZM34 197H35V195H34ZM56 197H57V201L59 202L58 196H56ZM102 197H103V195H102ZM106 197H108V196H106ZM174 197H177V198L175 199ZM82 198H85V196L82 197ZM89 198L91 200V197L90 196H89ZM216 198H217V200H215ZM44 199H45V197H44ZM85 199H87V203H88V198L86 197ZM111 199H108V202L107 203L111 204L110 201H109ZM172 199H174V200H172ZM182 199H183V201H182L183 203L180 201ZM99 200L100 199H98V201ZM103 200H106V199H103ZM21 201H23V200H21ZM92 201H94V200L92 199ZM100 201H99V203H100V205H102L101 203H103V202H100ZM177 201H180V202L178 203ZM81 202H82V199H81ZM84 202H85V200H84ZM207 202H209L210 204H213V205H214V202H216L214 206L219 205L220 208H218L216 211H211V213H210V210H209L208 213H210V214H208V215L207 214H204L203 212L201 214V211L204 210V209L200 208V206H201V204L203 205L205 203H206V205H208L209 203H207ZM16 203H19V202H16ZM71 203H73V205H74L75 202H71ZM180 203H182L181 204L182 206H185L186 205V206H188V208H190L189 211L191 212V214H190V212L189 213L187 212L190 216L189 215H186L185 212L183 213V211L180 208V207H182L180 205ZM91 204H95V201L93 203H91ZM6 205H7V203H6ZM77 205H78V202H77ZM88 205L90 206V203ZM52 206H53V204H52ZM71 206H72V204H71ZM80 206L83 207L82 205H80ZM84 206H87L86 205V202H85ZM209 206H211V205H208L207 208H209ZM97 207H98V205H97ZM93 208L95 209V206ZM178 208H180V209L178 210ZM203 208H204V206H203ZM79 209L83 210L82 208H79ZM101 209H103V207H101ZM135 209L138 210V214H140L139 216H136L135 215ZM106 210L104 209L103 211H106ZM261 210H263V209H261ZM261 210H259V211H261ZM53 211H54V209H53ZM96 211H94V213ZM178 211H179V216L176 217V218H177V225H179V227H176L175 229H173L174 227L172 226L173 227L172 228L171 225H170V227L173 230L170 231V229H167V231H166V229H165L166 227L164 228V226H163V224L161 222L162 220H160V217L165 216L164 218H169L170 215H173L174 212H177L178 213ZM33 212H35V211L33 210ZM76 213H79V211H77ZM261 213H264V212H261ZM2 214H4V213H2ZM24 214L26 215L25 212H24ZM27 214H28V212H27ZM92 214H93V212H92ZM101 214H103V212H101ZM25 215H23V216H25ZM29 215H28L29 218H27L25 216L26 218H23L22 217V220L18 219L19 221H21V222H19V223H21V225L19 226L20 230H18V231H20L19 233L21 235L20 241L18 239L19 237L17 238L18 239L17 240L18 242L14 240L15 237H14V239H12V237H10L11 234L8 235L9 238L6 237L8 239L7 240L8 241L7 247L8 246L10 247V251H9L10 253L9 254H11L12 257L10 255L9 256H10L11 259L13 258L14 264H84V262H75L79 257L76 258V260L73 261V259H75L74 258L75 255H73V253H72L73 256L71 257V252H69L71 250L69 248L68 249L66 248V243L64 242L66 240L65 238L63 239V241H61L60 239L57 240V239L53 238L52 237L53 234L50 235V233H49L50 236L46 234L47 235L46 237H45V235H43V234H45L44 232H46L45 231L46 226L49 227L48 223H50L49 221H47V224H46V220H47L46 218H45L46 220H44L45 221L44 222L41 218H39V217L36 216L37 214L35 215L34 213H31L30 212ZM58 215H59V213H58ZM93 216H94V214H93ZM109 216H111V215H109ZM109 216H108V218H111ZM60 217H63V215L60 214ZM105 217L107 218V216H105ZM38 218L40 220H38ZM92 218L95 221L97 220V223L96 224H98V225H96V224L94 225V228L96 227L94 229V232L92 231V229H93V223H94L93 220H92ZM64 220H65V218H64ZM52 222H54V221H52ZM67 223H71V222L70 221L69 222L67 221ZM67 223H66L67 227L68 226L70 227L71 225H69ZM12 224H14V223H12ZM33 224L36 226V227L34 226L35 227L34 229H33V227H31ZM52 224H50V226ZM61 224H62V226H60V229L63 228V223H61ZM168 225H169V223H168ZM16 226H18V225L16 224ZM11 227H12V225H11ZM67 227L65 228V226H64L65 230L66 229H69ZM13 228H17V227H15L13 225ZM54 228L55 227H53V230L56 229V228L55 229ZM163 228L166 231V233L162 230ZM4 229H5V227H4ZM48 229H50V228H47V231H50ZM10 230L11 229H9L8 232L6 230V232L9 233ZM168 230L170 232H168ZM55 231H57V230H55ZM62 232H63V230H62ZM66 232L68 233V232H70V230L69 231H66ZM66 232H64V234ZM56 235H57V233H56ZM56 238H59V237H56ZM140 239H143L144 240V243L142 242V245L139 244ZM4 240H6V239H4ZM5 242H3L2 245H4ZM197 244H199V243H197ZM0 247H1V245H0ZM240 247H242V248L240 249ZM88 248H89V250L86 251ZM7 251L8 250H6V252ZM161 251H163V250H161ZM199 252H200V249H199ZM74 254H76V253H74ZM76 256H77V254H76ZM129 256H132V257H129ZM40 257H42V261H41ZM71 258H73V259L71 260ZM256 259L258 260V263H256ZM223 260H225V259L223 258ZM223 260H221L222 262L219 263V264H229V262H226V261H224V263H223ZM102 261H104V260H102ZM92 264H94V263H92ZM203 264H205L204 261H203Z\"/></svg>", "mask_w": 264, "mask_h": 264}]
</instances>
